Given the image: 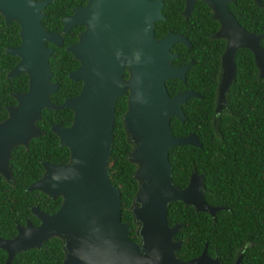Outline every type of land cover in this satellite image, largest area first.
Returning <instances> with one entry per match:
<instances>
[{
    "label": "water",
    "instance_id": "1",
    "mask_svg": "<svg viewBox=\"0 0 264 264\" xmlns=\"http://www.w3.org/2000/svg\"><path fill=\"white\" fill-rule=\"evenodd\" d=\"M48 1L0 0V11L6 20L14 18L20 24V43L5 48L20 56L7 76L21 70L28 75L27 89L13 92L17 101L7 106V115L0 119V173L9 179L12 146L26 144L31 136L40 133L35 120L41 107L72 109L68 124H50L59 143L67 145L68 160H41V174L26 186L49 196L60 194L59 205L46 212L32 204L30 209L38 217L37 223L27 218L25 224L16 225L13 235H0V247L6 252L3 264H8L17 250L40 246L51 235L62 239L64 253L59 264H221L217 254L206 253V241L199 253L187 258L177 256L175 250L181 238L173 234L182 222L168 223L166 217L167 203L173 199L211 215L225 207L205 200L202 172L192 169L182 186L171 178L168 148L178 143L200 144L193 131L175 135L169 124L171 115L181 121L185 118L181 104L188 96L200 95L192 88L170 94L165 84L168 77L185 78L192 59L171 63L176 52L170 45L175 41L190 44L188 38L169 28L155 36V20L165 17L160 10L163 0H87L74 6L71 14L62 17V31L74 23L85 24L77 40L65 46L79 60L68 76L82 82L77 93L54 103L49 92L57 82L49 79L51 47L45 46L44 39L59 44L62 38L59 32L41 25V8ZM203 1L219 22L214 34L225 37L216 86L217 111L235 75L234 53L238 47L251 50L258 75L264 77V46L259 41L263 32L243 26L228 8L229 0ZM193 2L184 0V14ZM125 90L126 107L121 120L131 142L126 157L136 163L132 175L137 187L130 210L137 223L138 239L129 237L128 222L120 216L119 188L109 180L107 172L114 101ZM240 257L238 252L232 264H240Z\"/></svg>",
    "mask_w": 264,
    "mask_h": 264
},
{
    "label": "trees",
    "instance_id": "2",
    "mask_svg": "<svg viewBox=\"0 0 264 264\" xmlns=\"http://www.w3.org/2000/svg\"><path fill=\"white\" fill-rule=\"evenodd\" d=\"M75 0H72V3ZM48 5L51 27L59 28L60 19ZM259 5L253 0H235L229 7L239 22L248 29L263 32L260 43L264 46V0ZM184 0H163L160 10L164 18L155 20L154 34L160 36L168 28L187 35L191 45L175 41L171 49L177 55L171 59L180 63L188 58L193 61L185 71V79L168 77L165 84L170 94L183 87H191L200 95H190L181 104L185 118L181 121L171 115L170 130L175 135L193 131L199 145L191 143L173 144L168 148L171 178L178 186L184 185L192 169L203 173L204 198L209 203L222 204L214 215L204 210H195L191 204L180 199L167 203L168 223L182 222L173 234L181 238L175 250L177 256L187 258L200 252L206 241V253L217 254L221 264H232L233 257L241 252L240 264H264V77L258 75L253 55L248 47L235 50V75L225 92V107L214 111L215 87L218 79L220 51L224 38L212 36L217 20L210 15V7L203 0H195L188 15L181 9ZM16 23L7 26L0 34V119L6 115V104L14 103L11 90H23L27 86L26 73L5 77L7 69L16 56L2 52L4 43L16 41ZM74 28V27H73ZM73 28L63 33L64 42L75 38ZM72 31V32H71ZM14 39V40H13ZM54 46L49 56L52 78L58 81L50 92L54 102L64 95L78 91L80 81L67 75L77 59L64 46ZM126 107V94L118 95L114 101V119L107 172L109 180L120 191V216L128 222V234L138 239L130 204L137 187L132 171L135 162L126 157L131 142L126 138L121 113ZM72 109L68 106L40 109L35 120L41 130L31 136L27 144L17 143L11 148L8 167L9 179L0 173V235L15 232V222L23 223L25 216L35 221L30 204L37 203L46 209L58 206L60 195L54 197L37 188H26L38 177L43 166L42 159L67 161V145L60 144L49 125L53 121L69 123ZM64 250L58 235L45 238L40 246H29L17 250L8 264H59ZM6 252L0 247V264Z\"/></svg>",
    "mask_w": 264,
    "mask_h": 264
},
{
    "label": "flooded vegetation",
    "instance_id": "3",
    "mask_svg": "<svg viewBox=\"0 0 264 264\" xmlns=\"http://www.w3.org/2000/svg\"><path fill=\"white\" fill-rule=\"evenodd\" d=\"M54 0H49L47 3H45V5L41 8V11H42V16H41V18H40V22H41V25L45 28V29H47V30H50V31H55V32H59L60 34H61V42L59 43V44H57V43H55L53 40H51V39H44V44H45V46H49V47H51V51H50V53L52 52V49H53V47L54 46H61V45H63V42H64V35H63V33H65V32H67V31H70V29L71 28H73V32L75 33V38L74 39H71V40H69L66 44H64L63 46H64V48H65V46L66 45H68V44H70V43H73V42H75L76 40H77V38H78V33L82 30V29H84V27H85V24L84 23H74L73 25H71V26H69V28L67 29V30H65V31H62V23H63V21H62V17L64 16V15H69V14H71L72 12H73V7L74 6H79V5H83V4H85L86 3V1L87 0H75L73 3H72V0H58V2L57 3H54V4H52V8H53V13H55L58 17H59V19H60V25H59V28H53V27H51L52 26V24H50V20H51V18L48 16L46 19H44V21L42 20V18L43 17H45V15H46V10H47V7H48V5H50V3L51 2H53ZM195 1V0H194ZM235 0H229L228 2H227V5H228V8L230 9V7H229V2H234ZM254 1V0H253ZM255 2V1H254ZM261 2H262V0H261ZM194 3V2H193ZM256 3V2H255ZM257 4H259V5H262L263 4V2L262 3H257ZM183 6H184V3H183ZM193 6V5H192ZM182 9H183V7H182ZM182 9H181V13L183 14V15H188L189 13H190V11H191V9H192V7H191V9H190V11L187 13V14H184L183 13V11H182ZM211 10V9H210ZM231 10V9H230ZM212 12V11H211ZM211 12H210V15H211ZM231 12L233 13V11L231 10ZM234 14V13H233ZM235 15V14H234ZM236 16V15H235ZM211 17H213V16H211ZM49 18H50V20H49ZM213 18H215V17H213ZM216 19V18H215ZM217 20V19H216ZM13 22L14 23H16V25H17V27H16V35H17V37H16V41H13V42H10V43H4L3 44V47H2V52H6V53H10V52H8V51H6L5 50V48L7 47V46H14V45H17L18 43H20V41H21V36H20V33H19V31H20V24H19V22L16 20V19H14V18H11V19H9V20H6V17L4 16V14L0 11V34L1 33H3L4 31H8V28H7V26H9V25H13ZM218 25H219V22H218V20H217V26H216V28L211 32V35L212 36H219V35H215L214 33H215V31H216V29H217V27H218ZM170 29V28H169ZM170 30H172V29H170ZM173 31V30H172ZM72 32V31H71ZM175 32H180V33H182L183 35H185L186 37H187V35L185 34V33H183V32H181V31H175ZM221 37H223L224 38V45H225V37L224 36H221ZM188 38V37H187ZM14 40V39H13ZM188 40H189V42H190V44H186V43H183V44H185V45H187V46H190L191 45V41H190V39L188 38ZM181 42V41H180ZM174 43V42H173ZM172 43V44H173ZM171 44V45H172ZM171 45H170V49H171ZM224 45H223V47H224ZM67 50V49H66ZM172 50V49H171ZM222 50H223V48H222ZM221 50V51H222ZM68 51V50H67ZM172 51H174V50H172ZM221 51H220V54H221ZM70 52V51H69ZM174 52H176V55H177V51H174ZM50 53H49V55H48V64H49V56H50ZM71 53V52H70ZM13 54V53H12ZM15 56H16V59H15V61H14V63L11 65V67L18 61V59L20 58V56L19 55H17V54H14ZM71 55H72V53H71ZM175 55V56H176ZM73 56V55H72ZM174 56V57H175ZM74 57V56H73ZM76 58V57H75ZM173 58V57H172ZM171 58V59H172ZM191 58V57H190ZM190 58H188L187 60H185V61H183V62H180V63H173L172 61H171V59H170V62L171 63H173V64H181V63H184V62H186V61H188ZM77 59V58H76ZM192 59V58H191ZM192 61H193V59H192ZM78 63H79V60L77 59V63L74 65V66H72L69 70H71V69H73L74 67H76L77 65H78ZM10 67V68H11ZM9 68V69H10ZM188 68V67H187ZM9 69H7L6 70V72H5V74H4V76L5 77H9V76H7V72H8V70ZM49 70H50V76H49V79L51 80V81H55V82H57V85H58V81L55 79V78H52V71H51V69H50V66H49ZM68 70V71H69ZM68 71H67V75H68ZM20 72H25L24 70H21V71H18L17 73H15V74H13V75H16V74H18V73H20ZM219 72H220V59H219V70H218V79H219ZM26 73V72H25ZM13 75H11V76H13ZM128 75V72H127V70L126 69H124L123 70V76L124 77H126ZM69 77V76H68ZM71 78V77H70ZM73 79V78H72ZM181 79V78H180ZM185 79V78H184ZM184 79H182V80H184ZM218 79H217V83H218ZM26 80H27V86H28V75H27V73H26ZM75 80V79H74ZM76 80H79L80 81V85H81V79H76ZM217 83H216V86H217ZM80 85H79V87H80ZM27 86H26V88L25 89H23V90H11L10 91V93L13 95V92L14 91H25L26 89H27ZM57 87V86H56ZM183 88H191V87H183ZM180 89H182V88H180ZM193 89V88H192ZM78 90H79V88H78ZM179 90V89H178ZM195 90V89H194ZM53 91V90H52ZM177 91V90H176ZM51 92V91H50ZM50 92H49V97H50ZM78 92V91H77ZM76 92V93H77ZM123 93H125L126 94V96H127V90H125ZM73 95V94H72ZM14 96V95H13ZM65 96H68V95H64L63 96V98L65 97ZM215 96H216V87H215ZM14 98H15V96H14ZM62 98V99H63ZM50 99H51V97H50ZM116 99V98H115ZM52 100V99H51ZM16 98H15V102L14 103H16ZM53 101V100H52ZM54 102V101H53ZM60 102V101H59ZM14 103H7L6 104V111H7V106L9 105V104H14ZM54 103H58V102H54ZM214 105H215V98H214ZM225 105H226V100L224 101V104L222 105V107L219 109V110H217V111H215V109H214V111L215 112H219L220 110H222L224 107H225ZM47 107H50V106H47ZM42 108V107H41ZM213 108H214V106H213ZM7 113H8V111L6 112V115H7ZM5 115V116H6ZM40 115V114H39ZM4 116V117H5ZM54 122H58V121H53V122H51V123H54ZM50 123V124H51ZM60 123V122H59ZM62 124H68V123H62ZM49 127H50V125H49ZM39 128V127H38ZM40 132H41V130H40ZM54 132V131H53ZM58 137V136H57ZM59 142V141H58ZM24 144V143H23ZM27 144V143H26ZM13 147V146H12ZM10 155H11V153H10ZM10 157V156H9ZM43 160V159H42ZM10 176H11V173H10ZM45 193V192H44ZM46 194V193H45ZM57 195V194H56ZM55 195V196H56ZM60 195V194H59ZM46 196H49V195H47L46 194ZM49 197H54V196H49ZM60 200H61V195H60ZM60 202V201H59ZM32 204H36L39 208H41L42 210H45L46 212H51V211H53L54 209H50V210H48V209H46L45 207H43V206H40V205H38L37 203H32ZM32 204H30V206L32 205ZM59 205V204H58ZM30 211H31V209H30ZM31 213H32V211H31ZM32 215L34 216V218H35V221L33 220V219H30L28 216H25V220H24V222L23 223H19V222H15V232H16V225L17 224H21V225H23V224H25V221H26V219L28 218L32 223H37L38 221H39V219H38V217L37 216H35L33 213H32ZM14 232V233H15ZM13 233V234H14ZM13 234H11V235H13ZM11 235H9V236H11Z\"/></svg>",
    "mask_w": 264,
    "mask_h": 264
}]
</instances>
